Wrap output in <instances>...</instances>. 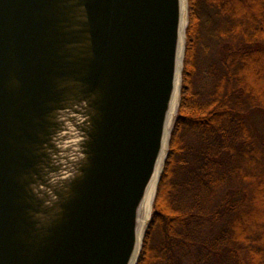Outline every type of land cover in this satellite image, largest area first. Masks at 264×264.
<instances>
[{"label": "water", "instance_id": "water-1", "mask_svg": "<svg viewBox=\"0 0 264 264\" xmlns=\"http://www.w3.org/2000/svg\"><path fill=\"white\" fill-rule=\"evenodd\" d=\"M188 11V0H0V264L138 263Z\"/></svg>", "mask_w": 264, "mask_h": 264}, {"label": "trees", "instance_id": "trees-1", "mask_svg": "<svg viewBox=\"0 0 264 264\" xmlns=\"http://www.w3.org/2000/svg\"><path fill=\"white\" fill-rule=\"evenodd\" d=\"M181 96L137 264H264V0H188Z\"/></svg>", "mask_w": 264, "mask_h": 264}, {"label": "bare ground", "instance_id": "bare-ground-1", "mask_svg": "<svg viewBox=\"0 0 264 264\" xmlns=\"http://www.w3.org/2000/svg\"><path fill=\"white\" fill-rule=\"evenodd\" d=\"M177 104L174 103V108L173 110L176 109ZM174 116V114H173ZM160 171V170H159ZM157 182H158V174L155 177L148 195L145 199V202L143 203L142 209H141V228H140V235L143 234L148 222L151 219L152 212H153V205H154V200H155V195H156V190H157Z\"/></svg>", "mask_w": 264, "mask_h": 264}, {"label": "rangeland", "instance_id": "rangeland-1", "mask_svg": "<svg viewBox=\"0 0 264 264\" xmlns=\"http://www.w3.org/2000/svg\"><path fill=\"white\" fill-rule=\"evenodd\" d=\"M149 223V222H148Z\"/></svg>", "mask_w": 264, "mask_h": 264}]
</instances>
